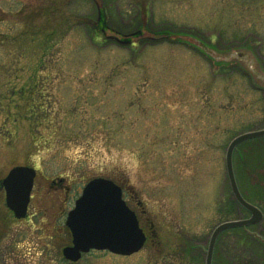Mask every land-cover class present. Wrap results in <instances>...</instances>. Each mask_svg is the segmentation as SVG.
I'll list each match as a JSON object with an SVG mask.
<instances>
[{"label":"rangeland","instance_id":"374dc122","mask_svg":"<svg viewBox=\"0 0 264 264\" xmlns=\"http://www.w3.org/2000/svg\"><path fill=\"white\" fill-rule=\"evenodd\" d=\"M263 127L264 0H0V264H185L189 241L205 259L233 198L227 147ZM16 165L37 169L22 219L1 185ZM234 166L260 199L264 136L240 143ZM97 176L124 187L150 236L131 255L71 262L66 216ZM224 247L234 264L244 248L264 257L225 230L215 264Z\"/></svg>","mask_w":264,"mask_h":264},{"label":"water","instance_id":"95a60500","mask_svg":"<svg viewBox=\"0 0 264 264\" xmlns=\"http://www.w3.org/2000/svg\"><path fill=\"white\" fill-rule=\"evenodd\" d=\"M101 13L100 10V18ZM263 135L264 128L241 132L227 147L226 167L232 193L238 203L250 211L251 216L225 220L213 229L205 264H213L216 242L222 231L258 223L264 217L261 208L242 194L234 166V152L237 146L243 141ZM36 175L34 166L16 165L1 180L6 192L7 206L17 218H24L28 214ZM65 222L71 230L72 243L64 246L62 251L66 259L74 262L93 249L130 255L142 249L147 239L136 212L123 197L122 186L104 176L94 177L86 183L75 201V206L69 210ZM253 234L264 241L258 233Z\"/></svg>","mask_w":264,"mask_h":264},{"label":"flooded vegetation","instance_id":"af4514ba","mask_svg":"<svg viewBox=\"0 0 264 264\" xmlns=\"http://www.w3.org/2000/svg\"><path fill=\"white\" fill-rule=\"evenodd\" d=\"M100 21V18L98 19V22ZM99 24L101 25L102 23L101 22H99ZM63 181V179H59V182H62ZM55 182V181H54ZM122 188H123V196H124V198L126 199V202H127V204L132 208V209H134V207H133V202H132V200H129L128 198H126V193H125V189H124V187L122 186ZM241 191H242V193H243V190L241 189ZM256 192L258 193V194H260V195H262L261 196V198L260 199H258V200H252V199H250L249 197H247L250 201H252L254 204H256V205H258L260 208H261V210L264 212V207H263V205H262V199H264V189H256ZM244 194V193H243ZM245 195V194H244ZM76 200V199H75ZM139 204H141V201H139L138 202ZM135 210V209H134ZM244 210H246V209H244V208H240V211H239V214H238V217H244L243 215H245L242 211H244ZM247 212H249L248 210H246ZM135 212H136V214H137V216H138V218H139V220H140V222H141V218H140V214L135 210ZM251 216V213L249 212V217ZM264 220V217H263V219L260 221V222H258V223H256V224H261L262 223V221ZM256 224H250V225H248L247 227H243L245 230H247V229H251L252 228V226H254V225H256ZM142 225V224H141ZM144 228V227H143ZM150 228H151V231H152V233L155 235V236H157V233H156V231H155V229H154V223H152L151 222V225H150ZM144 230H145V232H146V235H147V241H148V239H149V234H148V231L144 228ZM253 230V229H252ZM248 231V230H247ZM259 234H261L262 236H264V229L263 230H261V231H259L258 232ZM257 239V238H256ZM261 240V239H260ZM257 241L260 243V244H262V246L264 247V241H259L258 239H257ZM219 242H220V236L218 237V240H217V243H216V248H217V246H218V244H219ZM244 250H246L247 251V249L246 248H244ZM243 250V251H244ZM246 251H244L243 252V255H242V258H241V263L240 264H264V257L261 255H259V254H255V252H251V251H249V253L248 252H246ZM215 253H216V249H215ZM223 257L221 258L220 257V261H219V264H234L232 261H230L231 260V258H230V253H229V251H227V248H225L224 247V249H223ZM235 261V260H234ZM213 264H215V256H214V261H213ZM237 264V263H236Z\"/></svg>","mask_w":264,"mask_h":264},{"label":"trees","instance_id":"16d2710c","mask_svg":"<svg viewBox=\"0 0 264 264\" xmlns=\"http://www.w3.org/2000/svg\"><path fill=\"white\" fill-rule=\"evenodd\" d=\"M103 10V15L105 18V10L104 7H102ZM100 25V24H99ZM101 27H103V25H100ZM142 31H138L137 33H135L136 35H140ZM129 40V39H127ZM229 207L230 209L227 210V213L225 214L227 218H232L234 216H238L239 211L241 206L239 205V203L237 202V200H235L234 198H231L229 200ZM229 230H234V231H239L241 233H245L246 235L251 236L250 234L247 233V231L244 228H233V229H229ZM221 237V236H220ZM183 252V256L182 258L184 259V257H189V262L185 263V264H203V261L205 262L204 256L202 254V249L197 245L196 247L193 246L192 242H187V244L184 247V250H181Z\"/></svg>","mask_w":264,"mask_h":264}]
</instances>
